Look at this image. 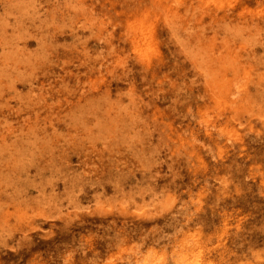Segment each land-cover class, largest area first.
Returning a JSON list of instances; mask_svg holds the SVG:
<instances>
[{
	"label": "rangeland",
	"instance_id": "obj_1",
	"mask_svg": "<svg viewBox=\"0 0 264 264\" xmlns=\"http://www.w3.org/2000/svg\"><path fill=\"white\" fill-rule=\"evenodd\" d=\"M0 264H264V0H0Z\"/></svg>",
	"mask_w": 264,
	"mask_h": 264
}]
</instances>
